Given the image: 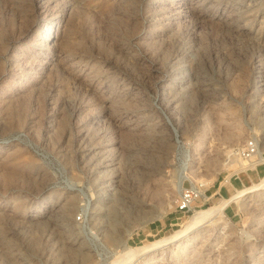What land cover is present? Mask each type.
<instances>
[{"label":"rangeland","instance_id":"obj_1","mask_svg":"<svg viewBox=\"0 0 264 264\" xmlns=\"http://www.w3.org/2000/svg\"><path fill=\"white\" fill-rule=\"evenodd\" d=\"M263 176L264 0H0V264H264V183L167 240Z\"/></svg>","mask_w":264,"mask_h":264},{"label":"built area","instance_id":"obj_2","mask_svg":"<svg viewBox=\"0 0 264 264\" xmlns=\"http://www.w3.org/2000/svg\"><path fill=\"white\" fill-rule=\"evenodd\" d=\"M258 141L256 137H250L244 142L241 148L238 150V155L241 159L246 161H251L258 153ZM198 192L194 189H185L181 192L176 210L180 213L187 214L189 212H194L196 205L195 202L198 198ZM83 215L80 213L76 216L77 221H81Z\"/></svg>","mask_w":264,"mask_h":264},{"label":"bare ground","instance_id":"obj_3","mask_svg":"<svg viewBox=\"0 0 264 264\" xmlns=\"http://www.w3.org/2000/svg\"><path fill=\"white\" fill-rule=\"evenodd\" d=\"M258 156H261L260 152L257 153ZM261 161L263 159H260ZM264 177V176H263ZM264 183V178L256 185H253L251 187H246V188H243L242 190L240 191H237L231 198L221 202L220 204L218 205H214V206H210L208 208H205V209H202V210H199V211H196L194 213V216L192 217V219L186 224V227L185 229H181V230H178L176 231L173 235H171L170 237L167 238V240L169 239H175L176 237H178L182 232L196 226L197 224H200L201 222H203L204 220H207L209 219L213 214H216L218 213L223 207L224 205L230 201L231 199L233 198H236L238 196H241L249 191H251L252 189L256 188V187H259L261 186L262 184Z\"/></svg>","mask_w":264,"mask_h":264},{"label":"crops","instance_id":"obj_4","mask_svg":"<svg viewBox=\"0 0 264 264\" xmlns=\"http://www.w3.org/2000/svg\"><path fill=\"white\" fill-rule=\"evenodd\" d=\"M263 171L260 169L255 168L254 170H251L249 174V181L253 182L259 179L262 175Z\"/></svg>","mask_w":264,"mask_h":264}]
</instances>
